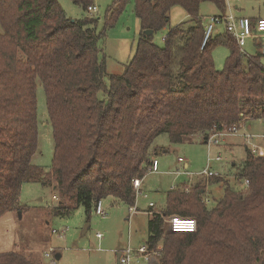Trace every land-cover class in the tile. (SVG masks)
I'll return each instance as SVG.
<instances>
[{"label": "trees", "instance_id": "1", "mask_svg": "<svg viewBox=\"0 0 264 264\" xmlns=\"http://www.w3.org/2000/svg\"><path fill=\"white\" fill-rule=\"evenodd\" d=\"M72 1L84 10L94 5L93 0ZM203 1L225 15V0H135L141 32L134 55L106 83L98 44L102 33L96 32L94 18L71 19L58 0H0V217L22 211L24 183L48 185L52 179L57 216H69L79 206L89 215L96 201L109 197L132 207L133 180L148 173L159 134L166 133L173 144L197 135L207 143L214 133L264 120L259 45L254 56H242L227 32L201 47ZM125 2L115 0L109 10ZM174 6L189 20L169 28L159 46L153 34L168 26ZM216 43L229 48L222 70L212 57ZM36 80L43 86L52 128L49 170L32 163ZM245 151L236 169L245 189L209 176L187 191H168L162 214L151 210L145 244L154 251L162 241L156 264H264V152L254 154L247 146ZM207 182H223V195L212 207L202 196ZM174 214L194 218L196 231L164 236V217ZM0 264L40 263L8 250L0 252Z\"/></svg>", "mask_w": 264, "mask_h": 264}, {"label": "rangeland", "instance_id": "2", "mask_svg": "<svg viewBox=\"0 0 264 264\" xmlns=\"http://www.w3.org/2000/svg\"><path fill=\"white\" fill-rule=\"evenodd\" d=\"M114 1L93 0L95 11H87L72 0H58L65 14L71 19L89 17L96 20V32L102 33L98 44L102 50L101 56H104L106 83L108 75L121 74L124 71L125 65L134 55L141 32L139 19L134 12L135 0H126L117 11L109 10ZM199 12L205 15V24L209 22L210 16L222 14L211 1H203ZM223 13L236 17H264V0H225ZM188 20L189 16L184 9L174 6L169 13L168 26L154 33L153 41L162 46L163 33L176 25L175 23ZM225 33L227 32L224 24L218 22L211 39L216 40ZM245 41L243 49L248 56H254L257 53L256 45L252 39ZM228 54L227 45L216 43L213 46L212 57L216 69L224 68ZM260 62L264 67V56H260ZM36 116L37 149L32 163L49 170L53 156L52 128L47 114L44 89L39 80H36ZM263 134L264 122L259 119L245 122L237 133L217 136V142L211 139L204 143L202 137L197 135L191 142L173 144L166 133L159 134L154 138L151 147L155 153L152 157L159 162L158 171L148 172L144 176L132 206L137 210L136 213H130L129 206L109 197L101 200L105 215L96 214L94 206L87 215L83 207L79 206L73 209L69 216L60 217L53 209L59 201L53 179L48 183L49 186L38 182L24 183L19 197L23 209L15 211L14 217L4 223L0 235L5 236L10 244L3 243L4 246H0V249L18 250L40 264H50V259L43 257L49 247L54 249V254H60V257L53 259L54 264H118L117 253H125L128 248L132 255L129 264H156L159 257L157 251L162 248V241L158 243L157 249L152 251L149 261L136 252L140 246L145 245L147 238V222L151 217L148 214L150 202L154 204L153 212L162 214L166 194L173 187L185 190L196 183L204 184L208 177L198 173L207 168L208 159H211L210 170L219 173L223 180L228 181L237 190L245 189V182L237 178L236 169L245 159L246 146L254 154L264 152ZM217 155L222 157L221 161L214 160ZM178 156L186 159L187 167H184L183 162H178ZM188 173L192 175L189 176ZM222 195L223 182H207L202 194L203 199H207V207L214 206ZM3 218L4 215L0 219ZM65 228L64 234L51 231ZM97 233H101L102 237L97 238ZM169 234L164 226V236Z\"/></svg>", "mask_w": 264, "mask_h": 264}, {"label": "built area", "instance_id": "3", "mask_svg": "<svg viewBox=\"0 0 264 264\" xmlns=\"http://www.w3.org/2000/svg\"><path fill=\"white\" fill-rule=\"evenodd\" d=\"M233 2H238L239 0H228ZM96 6L91 5L87 7V11H95ZM218 22H222L225 26L226 32L231 34L236 41L237 46L239 47L240 54L242 56H247V52L243 49V47L246 44V39H252L254 44L259 45V51L262 56H264V17L255 18L254 21H252V18L246 17V16H233V15H214L209 17V22L205 24L204 27V35L201 43V47H203L206 43V41L211 37L213 31L215 30V24ZM240 128V127H239ZM238 127H231L227 131L218 132L212 134L207 142L209 140H213L214 142H217V136L225 133H237L239 130ZM264 137V134L262 135ZM248 138V135H247ZM178 162H183L184 159L182 157H177ZM215 161H221L222 157L220 155L215 156ZM211 159H208V166L207 168L203 169L198 175H205L207 177L209 176H217L219 173L213 172L209 169V163ZM158 171V160L156 158H152L148 172H157ZM245 182L244 180H242ZM246 185V183H245ZM133 186L137 192L138 189L142 186L141 179H134L133 180ZM178 188V187H175ZM187 191V189H185ZM207 201V199H204ZM150 208L152 209L154 207V204L150 202ZM94 211L96 214L99 215H105V211L103 209L102 201L98 200L94 204ZM130 213H136V209L134 207H130L129 209ZM149 214H152V211L148 212ZM165 221V228L167 232L171 233H178V232H195L197 229V223L194 218L191 217H181L177 214L169 215L168 217L164 218ZM52 233H58V234H64L66 231L65 229H62L60 231H57L55 229H51ZM96 236L98 238L102 237L101 233H97ZM152 251L149 250L145 245L140 246L136 252L139 254V256L147 259L148 261L152 257ZM125 253L119 252V263L118 264H129L132 255L131 250L126 249L124 251ZM54 255V256H53ZM44 256L50 259V264H54V249L51 247L48 248L47 251L44 252Z\"/></svg>", "mask_w": 264, "mask_h": 264}, {"label": "crops", "instance_id": "4", "mask_svg": "<svg viewBox=\"0 0 264 264\" xmlns=\"http://www.w3.org/2000/svg\"><path fill=\"white\" fill-rule=\"evenodd\" d=\"M173 8V7H172ZM171 8V9H172ZM202 17L205 19V15H202ZM252 19H255V18H252ZM175 24H177V23H175ZM204 25H205V22H204ZM167 31L168 30H166L165 31V33H163V36H165V34L167 33ZM259 120H261V119H259ZM247 122V121H246ZM262 122H264V120H262ZM245 124V122L242 124V125H244ZM205 143V142H204ZM152 149V148H151ZM151 153H152V155L153 154H155L154 152H152V150H151ZM178 157H180V156H178ZM153 158V157H152ZM151 158V159H152ZM183 158V157H182ZM184 159V161H183V164H184V167H187V165H188V163H187V161H186V159L185 158H183ZM158 166H159V162H158ZM189 174V176H191L192 174L191 173H188ZM220 175V174H219ZM201 176H204V175H201ZM221 176V175H220ZM144 178V177H143ZM143 178L141 179V181L143 180ZM173 189H175V187H173ZM149 209L150 210H148V212L149 211H151L152 209L149 207ZM15 214V211H8V212H6V213H4L3 215H4V218H3V220H1L0 219V231L2 230L3 231V228H4V223H6L7 222V219H12ZM149 214V213H148ZM151 215V214H150ZM1 218V217H0ZM97 237V236H96ZM98 238V237H97ZM18 242V241H17ZM3 243H4V245L5 244H10L9 242H8V240H7V238L5 237V236H2V235H0V246H4L3 245ZM17 244V243H16ZM16 246H18V245H16ZM1 251H8V250H6V249H0V252ZM56 254H59V253H56ZM56 254H55V256H56ZM43 255H44V253H43ZM43 257H45V256H43ZM59 257H60V254H59ZM45 258H47V257H45ZM56 258V257H55ZM40 262H42V260H40ZM42 264V263H41Z\"/></svg>", "mask_w": 264, "mask_h": 264}, {"label": "water", "instance_id": "5", "mask_svg": "<svg viewBox=\"0 0 264 264\" xmlns=\"http://www.w3.org/2000/svg\"><path fill=\"white\" fill-rule=\"evenodd\" d=\"M145 33H146V34H151L152 31H151V30H145ZM58 257H59V254L56 255V258H58ZM117 261H118V263H119V253H117Z\"/></svg>", "mask_w": 264, "mask_h": 264}]
</instances>
